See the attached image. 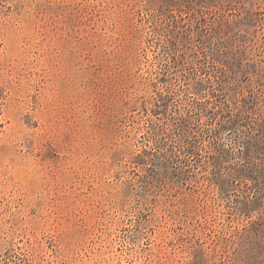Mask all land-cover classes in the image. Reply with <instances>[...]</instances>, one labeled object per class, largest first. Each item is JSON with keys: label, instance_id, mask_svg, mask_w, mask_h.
Wrapping results in <instances>:
<instances>
[{"label": "rangeland", "instance_id": "1", "mask_svg": "<svg viewBox=\"0 0 264 264\" xmlns=\"http://www.w3.org/2000/svg\"><path fill=\"white\" fill-rule=\"evenodd\" d=\"M0 264H264V0H0Z\"/></svg>", "mask_w": 264, "mask_h": 264}]
</instances>
